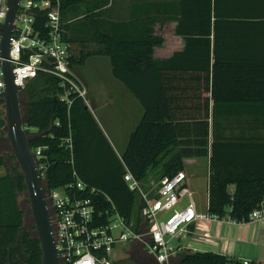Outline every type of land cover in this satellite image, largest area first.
Segmentation results:
<instances>
[{"label":"trees","instance_id":"1","mask_svg":"<svg viewBox=\"0 0 264 264\" xmlns=\"http://www.w3.org/2000/svg\"><path fill=\"white\" fill-rule=\"evenodd\" d=\"M59 2L65 40L94 45L77 59L71 54L70 66H82L90 56L107 57L113 78L140 103L143 116L120 155L81 98L71 96L68 105L60 99L63 89L55 78L30 79L19 97L30 148H41L38 161L44 165L46 188L67 187L79 180L86 188L76 190L78 194L97 201L101 209L110 205L107 195L126 222L138 223V199L123 180L125 166L144 180L149 166L165 156L164 175L174 172L175 163L183 168L182 159L207 158V212L248 223V215L264 199V0L135 3L127 20L108 17L104 0ZM86 3L91 5L83 16L63 21L67 8ZM36 16L43 18V11ZM165 21L177 23L175 33L186 44L184 50L158 60L154 47L163 39L154 34V26ZM196 76L211 94L202 98L199 112L193 108L194 95L183 87V80ZM244 116L251 127L236 130L234 125L243 124ZM5 125L0 97V137ZM69 136L71 150L65 148ZM2 167L0 264H41L34 224L24 225L18 201L26 194L25 180L15 157L5 149L0 153ZM173 261L244 264L233 256L186 248L172 256L170 264Z\"/></svg>","mask_w":264,"mask_h":264},{"label":"built area","instance_id":"2","mask_svg":"<svg viewBox=\"0 0 264 264\" xmlns=\"http://www.w3.org/2000/svg\"><path fill=\"white\" fill-rule=\"evenodd\" d=\"M7 10V0H0V27L5 22ZM40 11H43V18L36 16ZM71 54V43L64 38L59 0H20L9 39L8 58L19 92L30 79L50 76L63 89L61 100L70 105V97L75 96L86 104L88 90L70 66ZM3 60L0 51V92L4 88ZM65 148L72 149L70 136L65 140ZM32 152L43 177L44 165L38 161L41 148ZM123 180L137 195L138 223L126 222L107 195L105 198L110 205L101 209L97 201L78 194L76 190L86 188L79 180L67 187L47 188L46 200L60 264H121L114 251L125 244L129 248L136 242L157 264H168L172 256L183 250L170 244L171 239L188 225L201 219L233 221L228 216L198 214L184 167L144 185L125 166ZM184 199L187 203L179 205ZM263 219L264 199L248 215L249 222ZM243 263L249 261L243 260Z\"/></svg>","mask_w":264,"mask_h":264},{"label":"crops","instance_id":"3","mask_svg":"<svg viewBox=\"0 0 264 264\" xmlns=\"http://www.w3.org/2000/svg\"><path fill=\"white\" fill-rule=\"evenodd\" d=\"M163 0H104L105 5L103 10L106 11L108 17L117 20H127L130 18L132 8L135 3L144 2H157ZM165 1H177V0H165ZM83 13L77 14L71 20L83 16ZM65 23L68 20H63ZM63 23V22H62ZM64 24V23H63ZM177 23L175 21L158 22L154 26V34L163 39L161 45L154 47V58L168 59L175 52L182 51L185 48V38L175 33ZM94 45H92L93 47ZM92 57H101L108 63V58L104 56H90L87 61ZM86 61V62H87ZM86 64V63H85ZM84 64V65H85ZM75 69V68H74ZM110 69V68H109ZM111 73V72H110ZM79 74V73H78ZM77 74V75H78ZM112 75V74H111ZM78 77L84 82L87 87L89 95L90 83H88L80 74ZM113 77V76H112ZM183 87L187 88V91L192 96L194 95L195 104L193 108L196 112L202 111L200 102L203 97H211L210 92L205 91L203 88V80L201 76L189 78L183 80ZM92 96V95H91ZM90 98V96H89ZM244 106V103H235ZM211 105V100H210ZM209 105V107H210ZM183 110H187L186 108ZM120 112L123 117L120 120V127L124 130H120V155L124 152L129 136L136 125L139 123L143 116V108L136 98L130 93V91L120 82ZM246 116L243 117V124H235V129L239 130L242 127L246 130L251 125L246 124ZM167 157H163L158 160L157 163L149 166L147 170L146 178L142 181L155 182L162 176H164V163ZM183 167L188 174V183L192 188L194 194L193 199L195 202L196 210L200 216H203L207 212L208 201V159L207 158H185L182 159ZM198 175L205 176L206 190L205 208H201L197 205V200L203 191L199 190L196 186V178ZM207 234V236H205ZM178 245L182 249H191L194 251H211L214 253L225 254L233 256L238 260H247L255 262H264V219L259 222L237 223L230 220H198L193 224L188 225L185 230L178 234Z\"/></svg>","mask_w":264,"mask_h":264},{"label":"water","instance_id":"4","mask_svg":"<svg viewBox=\"0 0 264 264\" xmlns=\"http://www.w3.org/2000/svg\"><path fill=\"white\" fill-rule=\"evenodd\" d=\"M19 1L7 0L8 10L6 19L0 27V51L4 58L2 62L4 88L0 92V97L4 100L6 121V135L3 139L9 142L16 164L20 168L25 180L26 196L30 205L31 217L42 249L41 264H60L53 239L52 225L46 200L47 188L30 148L29 137L26 134V127L23 122L19 90L13 82L12 66L8 60L9 39L13 30V22L16 17ZM138 251L140 252L138 253ZM128 252L132 262L135 264H157L155 259L140 249L138 242L128 248ZM171 263L175 264L174 261ZM168 264H170V259Z\"/></svg>","mask_w":264,"mask_h":264},{"label":"rangeland","instance_id":"5","mask_svg":"<svg viewBox=\"0 0 264 264\" xmlns=\"http://www.w3.org/2000/svg\"><path fill=\"white\" fill-rule=\"evenodd\" d=\"M90 3L82 4L76 7L75 9H66L64 12V17L69 22L73 21V18L77 13H82L85 9L90 6ZM92 44L87 43H71V51L74 58H79L81 52H87L91 50ZM101 57H92L90 58L85 65L75 66L74 72L76 74H80L85 78V80L90 83V91L92 94L88 93V100L86 106L93 114L94 118L98 122L102 132L106 136L107 140L111 143L113 148L117 153H120V130H124L120 127V120L123 117V114L120 112V82L114 79L110 73V65L104 61ZM109 60V59H108ZM78 74V75H79ZM92 95V96H91ZM90 96V98H89ZM34 129H32L33 131ZM5 135L6 131L4 129ZM0 137V142L5 147L0 148V153L5 149L7 152H11V147L9 142L5 139V137ZM7 141V143H6ZM1 146V145H0ZM181 168L179 164H173L172 172L176 169ZM5 173L4 168H0V175ZM147 179V178H146ZM204 175H198L196 180V186L199 190L203 191V195L199 197L197 200V205L201 208H205L206 199H205V190H206V182ZM144 185H148L149 182L143 181ZM19 204L24 211V225L29 228V226L33 223L30 205L28 202V198L25 193L19 195L18 197ZM186 199L179 205H185ZM135 219V217H134ZM178 236L171 239L170 244L174 246L178 245ZM134 245V244H133ZM131 245L129 246V248ZM124 249V253H120V250ZM201 251V250H199ZM208 251V250H206ZM113 254H117L121 261V264H135L132 262L130 254L128 252V244H125L123 247L115 250ZM131 259V260H129Z\"/></svg>","mask_w":264,"mask_h":264}]
</instances>
